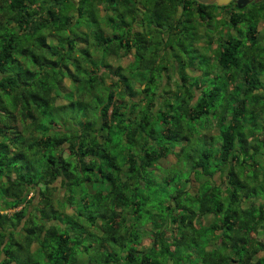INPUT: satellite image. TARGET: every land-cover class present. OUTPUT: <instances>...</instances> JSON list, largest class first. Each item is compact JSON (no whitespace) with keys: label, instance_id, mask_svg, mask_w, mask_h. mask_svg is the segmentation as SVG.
I'll list each match as a JSON object with an SVG mask.
<instances>
[{"label":"trees","instance_id":"trees-1","mask_svg":"<svg viewBox=\"0 0 264 264\" xmlns=\"http://www.w3.org/2000/svg\"><path fill=\"white\" fill-rule=\"evenodd\" d=\"M1 10L0 264H264V0ZM219 21L208 60L182 59Z\"/></svg>","mask_w":264,"mask_h":264},{"label":"rangeland","instance_id":"rangeland-1","mask_svg":"<svg viewBox=\"0 0 264 264\" xmlns=\"http://www.w3.org/2000/svg\"><path fill=\"white\" fill-rule=\"evenodd\" d=\"M1 5H2V0H0V26H2V25H7V24H9V25H13V20L10 18V16L8 17L6 14H4V13H2V10H1ZM102 12V11H101ZM224 13H225V11L224 10H222V9H218V10H216L215 11V15H216V17H222L223 15H224ZM84 22V21H83ZM143 22L144 23H146V16L145 15H143ZM220 22V21H219ZM218 22V25L216 26H213V27H209V31L210 32H208V29L206 30V33H209L210 34V36L212 37L211 38V41H210V45H209V48H205V47H203V46H193V45H188V43H185L184 45H183V47L185 48V51L186 52H183V51H181L180 52V55L182 56V59H190V60H208V59H206V58H204V56H205V54L207 55V56H211L212 55V53H213V49H214V47L216 46V44H217V41L216 40H218V36H222V33L224 32H221V30H223V28L225 27L221 22L219 23ZM143 23V26H144V30H146V25ZM216 22H215V20H213L212 21V24H215ZM262 26V23H258V29L260 28ZM243 25L242 24H240V26H239V28H242L243 29ZM200 30L202 31L203 30V28L202 27H200ZM220 36V37H221ZM148 38H151V37H148ZM204 38H205V35H202V39L199 41V44H205L206 42H205V40H204ZM87 39H88V48L90 49V53L91 54H93L94 53V51L91 49V47H93L92 46V38H91V36L90 35H87ZM152 42H154V39L152 38ZM169 43V42H168ZM79 44H81V43H79ZM147 45H148V43H147ZM153 44L151 43V44H149V46H146V48H145V60H153V56H151L152 55V50H154V48H153ZM170 46V47H169ZM178 47L179 46H177L173 41L172 42H170L169 44H168V47L167 48H165V49H158V52H160L161 54H162V56H165V57H163V58H161V59H159V60H165V59H168V60H173V59H171V57H169V56H171L170 54H168V52L170 51V48L171 49H173L174 50V53L176 54L177 52L175 51V48L176 49H178ZM208 47V46H207ZM159 48V47H158ZM171 52V51H170ZM204 54V55H203ZM177 55V54H176ZM131 56H133V53L131 54V51H130V53H128V54H126V55H123V56H121V58H119L118 59V61L117 62H120V63H122V64H125L126 63V61H128V60H130V58H131ZM147 56V57H146ZM133 59H134V56L132 57ZM113 60H110V63L112 62V64H116L115 63V60H117V59H115V58H112ZM21 60V59H20ZM134 60H137V59H134ZM138 60H142V58H140V59H138ZM144 60V59H143ZM154 60H157L156 58H154ZM212 60V59H211ZM157 62V61H156ZM169 71V70H168ZM159 71H154L153 72V75L155 76V77H157V76H159ZM111 77H113V75H111ZM138 77H140V76H138ZM173 77H171V80L170 81H168V85H169V88L170 89H172L173 87H174V83H173ZM167 79L166 78H163V82L164 81H166ZM105 82L106 83H109V80L108 79H105ZM105 83V84H106ZM17 118H18V116H17ZM199 120V119H198ZM195 122H197V119H195L194 120ZM16 124L17 125H19V122L17 121L16 122ZM205 126V125H204ZM206 133L207 135H209V134H211V135H213L214 133H215V129L213 128V127H211V126H208L207 128H202V132L201 133ZM191 145H193V146H196V140H192L191 141ZM259 158V161L260 160H262V158H260V157H258ZM174 160V158H173V156L172 155H166L165 156V158L164 159H160L159 160V162L161 163V165L165 168V167H167L168 165H172L173 164V161ZM259 165H260V170H261V168H264L263 167V164H261L260 162H259ZM178 167V166H177ZM251 171H252V167H249L248 168V170H247V172H248V174L249 175H252V173H251ZM262 172H259V175L261 174ZM186 174V170L185 169H181V171L178 173V175L180 176V178H182L184 175ZM249 177H251V176H249ZM218 180V179H217ZM53 194H55V192H53ZM248 201L247 200H242V204L243 205H246V204H248L247 203ZM18 208V206H16V207H13V208H9V209H7V212H10V211H12L13 209H17ZM66 208H68V209H70L71 210V208L69 207V206H67ZM203 219H204V221L205 222H208V221H210L211 220V214H205V215H203ZM147 242V238H143L142 239V242L141 243H146ZM140 243V244H141ZM34 246H32L31 248H33Z\"/></svg>","mask_w":264,"mask_h":264},{"label":"water","instance_id":"water-1","mask_svg":"<svg viewBox=\"0 0 264 264\" xmlns=\"http://www.w3.org/2000/svg\"><path fill=\"white\" fill-rule=\"evenodd\" d=\"M196 1L200 3H205V4L215 3L216 5H223V4L228 3L230 0H196ZM250 1L251 0H233L237 8L244 6L246 3Z\"/></svg>","mask_w":264,"mask_h":264},{"label":"crops","instance_id":"crops-1","mask_svg":"<svg viewBox=\"0 0 264 264\" xmlns=\"http://www.w3.org/2000/svg\"><path fill=\"white\" fill-rule=\"evenodd\" d=\"M104 31L107 32V31H109V30H108L107 27H104ZM79 43H81V44H79ZM77 44H78L79 46H85V44H84L83 42H78ZM132 51H133V50H132ZM132 51H131V54H132ZM129 53H130V52H129ZM127 54H128V53H127ZM112 58H113L112 56H108V57H107V60H113ZM120 58H121V57H120ZM115 59H117V58H115ZM132 59H133V58H132V56H131L130 60H132ZM117 60H118V59H117Z\"/></svg>","mask_w":264,"mask_h":264},{"label":"flooded vegetation","instance_id":"flooded-vegetation-1","mask_svg":"<svg viewBox=\"0 0 264 264\" xmlns=\"http://www.w3.org/2000/svg\"><path fill=\"white\" fill-rule=\"evenodd\" d=\"M228 3H230V4H234L235 5V3L233 2V0H230ZM236 6V5H235Z\"/></svg>","mask_w":264,"mask_h":264}]
</instances>
